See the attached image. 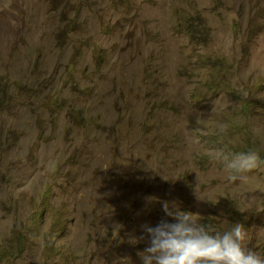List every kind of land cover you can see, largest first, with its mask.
<instances>
[{"label": "rangeland", "instance_id": "obj_1", "mask_svg": "<svg viewBox=\"0 0 264 264\" xmlns=\"http://www.w3.org/2000/svg\"><path fill=\"white\" fill-rule=\"evenodd\" d=\"M219 148L264 160V0H0V264H142L161 201L264 258V165Z\"/></svg>", "mask_w": 264, "mask_h": 264}, {"label": "clouds", "instance_id": "obj_2", "mask_svg": "<svg viewBox=\"0 0 264 264\" xmlns=\"http://www.w3.org/2000/svg\"><path fill=\"white\" fill-rule=\"evenodd\" d=\"M209 156L223 163L231 182L264 165L255 151L228 155L219 148ZM161 203L173 222L161 220L155 227L142 225L149 240V246L138 253L142 264H264V258L246 246L243 224L235 223L234 227L221 231L201 223L192 212L182 211L175 202Z\"/></svg>", "mask_w": 264, "mask_h": 264}, {"label": "trees", "instance_id": "obj_3", "mask_svg": "<svg viewBox=\"0 0 264 264\" xmlns=\"http://www.w3.org/2000/svg\"><path fill=\"white\" fill-rule=\"evenodd\" d=\"M180 25L183 26L184 32L191 42H198L200 39H204L207 31L210 33L209 28L198 17H195L194 19H186L183 23H180ZM217 61L208 59V64L213 66L218 63ZM212 84L214 86L222 85L219 80H212ZM245 104L246 103H244V106ZM242 128H244L245 131L249 130L248 128H245V126H242ZM254 145L255 141L248 140L246 148L253 147Z\"/></svg>", "mask_w": 264, "mask_h": 264}]
</instances>
